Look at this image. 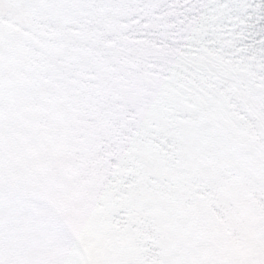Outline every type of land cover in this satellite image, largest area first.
Segmentation results:
<instances>
[{
    "label": "snow or ice",
    "instance_id": "1",
    "mask_svg": "<svg viewBox=\"0 0 264 264\" xmlns=\"http://www.w3.org/2000/svg\"><path fill=\"white\" fill-rule=\"evenodd\" d=\"M0 264H264V0H0Z\"/></svg>",
    "mask_w": 264,
    "mask_h": 264
}]
</instances>
